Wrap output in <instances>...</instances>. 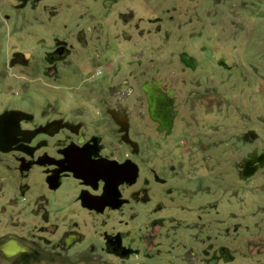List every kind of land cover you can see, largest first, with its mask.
Segmentation results:
<instances>
[{"label":"rangeland","instance_id":"obj_1","mask_svg":"<svg viewBox=\"0 0 264 264\" xmlns=\"http://www.w3.org/2000/svg\"><path fill=\"white\" fill-rule=\"evenodd\" d=\"M12 3L0 0V98L116 91L130 93L135 105L144 99L140 85L155 80L172 91L176 112L169 135L156 133L143 116L144 141L156 143L144 161L173 167L163 175L177 186L164 211L144 217L150 237L144 255L85 260L74 246L64 261L46 264H207L210 250L219 246L231 259L214 264H264V164L244 180L238 175L247 152H264V0H112L107 7L99 0H43L24 12L35 17L32 27L17 24L15 46L37 50L18 34L29 28L34 36L58 31L69 38L80 68L55 80L43 78L39 68L7 64L12 21L2 14L11 17ZM97 71L105 73L106 84L96 83ZM249 130L256 133L253 141L244 139ZM0 161L13 160L0 153ZM31 196L12 191L0 174V216L11 215L22 237L46 224L24 213ZM150 217L158 223H149ZM90 221L97 229L104 224L78 215L85 234L94 229ZM92 256L101 257L98 251Z\"/></svg>","mask_w":264,"mask_h":264},{"label":"flooded vegetation","instance_id":"obj_2","mask_svg":"<svg viewBox=\"0 0 264 264\" xmlns=\"http://www.w3.org/2000/svg\"><path fill=\"white\" fill-rule=\"evenodd\" d=\"M42 1L13 0L11 17L2 14L3 19L12 21L7 36L12 38L8 42L13 44V49L7 64L11 68H39L43 78L55 80L80 68L75 62L78 52L69 38L59 35L58 31L34 36L36 33L29 28L18 34L28 37L37 50L15 46L17 24L27 22L32 27L35 17L24 12ZM99 1L101 7L112 2ZM31 53L37 57H31ZM104 74L101 71L94 74L97 84H106ZM152 81L155 80L144 83ZM157 82L166 93L164 100L171 103L168 131L159 129V123L150 119L141 89L144 83L140 85L144 99L135 105H131L130 93L116 91L53 96L10 94L0 98L10 102L0 106V113L8 110L24 113L16 122L10 120L3 125L6 129L3 147L7 151L0 153L10 154L13 161H0V174L12 191L32 194L24 213L30 218L41 217L46 223L22 237L11 215L0 216V261L8 264L62 262L68 256L66 251L74 246L85 260H137L144 255V239L150 238L145 236L149 234L145 233L144 217L164 211L165 200L173 199L177 189L176 182L170 183L163 175L173 167H159V161H144L146 156L151 157V145L156 143L150 145L144 141L143 116L152 121L156 133L169 135L176 115L172 91L168 94L170 89H164ZM78 215L104 224L97 229L98 224L90 221L94 229L85 234L78 225ZM104 218L111 221L106 223ZM154 220L155 217H150L149 223L157 224ZM134 223L140 225L136 226L138 230H134ZM49 228L54 232L48 233ZM97 251L101 257L92 256ZM207 256V264L231 259L223 246L210 250Z\"/></svg>","mask_w":264,"mask_h":264},{"label":"water","instance_id":"obj_3","mask_svg":"<svg viewBox=\"0 0 264 264\" xmlns=\"http://www.w3.org/2000/svg\"><path fill=\"white\" fill-rule=\"evenodd\" d=\"M158 85L159 82L152 81L151 84H142L141 89L145 93L148 104L147 110L150 119L159 123V129H165L168 131L171 119V115H168V113L171 109V103L170 100H164L166 93L162 92ZM167 93L171 94V91L169 90ZM21 115H24V113L18 110H8L0 113V151H7V149L3 147V136L6 131L3 126L4 123L10 120L16 122L21 118ZM10 129H12V127ZM255 138L256 133H254L252 130H249L244 134V139L253 140ZM263 164L264 152H257L255 148L252 149L243 159L240 171L238 173L239 178L244 180L250 177L255 172V170L257 168H261Z\"/></svg>","mask_w":264,"mask_h":264}]
</instances>
